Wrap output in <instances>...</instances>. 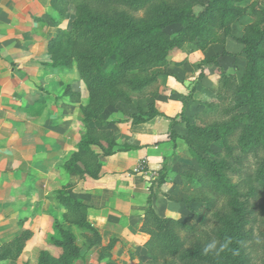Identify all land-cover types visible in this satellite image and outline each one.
<instances>
[{
  "label": "trees",
  "instance_id": "trees-1",
  "mask_svg": "<svg viewBox=\"0 0 264 264\" xmlns=\"http://www.w3.org/2000/svg\"><path fill=\"white\" fill-rule=\"evenodd\" d=\"M71 7L75 17L70 29L60 31L49 41L48 52L52 67L66 69L76 64L88 94V102L82 108V121L87 126L100 122L107 108L118 104L136 106L137 112L129 118L132 125L148 123L160 116L155 105L157 93L152 91L166 72L158 70L166 69L172 52L181 50L185 44L193 43L202 51L213 44L226 45L228 40L242 46L246 69L241 85L218 64L226 52L204 60L203 63H214L219 69L214 93L222 101L202 103L203 111L195 115L196 122L185 120L186 133L182 138L198 166L180 174L182 191L188 196L183 202L201 203L217 225L223 227L228 219L227 209L236 205L242 189L251 187L264 192V10L256 0H51L57 23L67 18ZM244 18L250 23L245 25L243 36L237 38L232 27ZM173 26L179 29L171 34ZM65 93L71 101L80 102L79 93ZM242 94L248 98L246 112H242V106L228 102L230 97ZM149 96L152 103L145 111L138 101ZM174 124L170 128L173 142L178 137ZM219 142L223 148L215 153L212 145ZM130 149L119 146L98 129L88 128L65 169L74 174V167L80 165L82 174L97 180L102 170L101 157ZM238 150L254 156L257 163L254 172L226 163ZM234 179L239 182L234 184ZM159 181L163 183L162 177ZM221 199L228 201L226 212L224 208L217 210ZM57 200L64 210V222H54L52 230L58 237L51 241L52 247L62 250V255L55 260L43 250L39 264H70L79 257L81 248L70 227L82 231L86 250H97L100 262L118 264L112 254L117 240L103 245L99 231L89 222V207L71 198L66 189L57 193ZM191 212L198 221L195 225L162 218L149 198L141 228L149 236L145 245L147 260L137 264H200L186 250L181 233L196 235L210 220L201 212ZM31 237L32 233L26 231L0 246V262L21 256Z\"/></svg>",
  "mask_w": 264,
  "mask_h": 264
},
{
  "label": "crops",
  "instance_id": "crops-1",
  "mask_svg": "<svg viewBox=\"0 0 264 264\" xmlns=\"http://www.w3.org/2000/svg\"><path fill=\"white\" fill-rule=\"evenodd\" d=\"M74 17L70 9L67 18L57 23L51 0H0V246L29 231L32 237L23 255L30 247L36 250L37 242L39 248H47L54 220L64 222L57 193L68 186L69 196L89 207V222L99 231L103 245L117 240L112 254L118 264L145 262L149 236L141 228L149 198L158 216L193 222L194 215L183 202L187 195L180 173L195 164L182 139L186 129L175 127L178 137L173 142L170 128L174 120L180 121L179 114L207 102L200 98L201 85L186 105L183 92L187 85L197 87L201 74H209L207 69L202 72L201 61L223 53L226 45L213 44L204 51L195 46L193 53L200 62L189 56L190 44L174 51L176 57L172 52L168 67L158 70L166 74L157 85L155 105L161 115L154 120L132 125L127 120L137 112L136 106L118 104L108 108L100 122L91 123L89 129H98L131 149L101 157L99 179L83 180L58 168L77 152L79 103L61 92L49 98L44 85L57 76L48 42L69 30ZM222 60L218 61L223 68ZM73 91L82 93L84 103L83 92ZM49 103L57 109L54 119L47 115ZM151 103L150 96L138 101L145 111ZM37 108L44 113L34 115ZM48 129L54 131L49 134ZM141 162H146L145 171L135 173ZM75 228L70 230L76 236Z\"/></svg>",
  "mask_w": 264,
  "mask_h": 264
},
{
  "label": "rangeland",
  "instance_id": "rangeland-1",
  "mask_svg": "<svg viewBox=\"0 0 264 264\" xmlns=\"http://www.w3.org/2000/svg\"><path fill=\"white\" fill-rule=\"evenodd\" d=\"M258 2L259 7L264 10V0H256ZM74 11V7H71ZM200 10V7L197 11ZM250 21L247 18L242 19L240 22L235 23L232 27V33L234 36H242L244 33L245 25L249 24ZM179 29L178 26H173L170 28V33H174ZM59 34V33H58ZM57 34V35H58ZM56 35V36H57ZM54 36L52 39H54ZM50 39V40H52ZM49 40V41H50ZM226 46L222 48L223 52L227 54L222 56V65L223 68L227 72L233 73L237 78L238 84L241 85V78L245 73L246 69V60L245 56L242 52V46L233 40H228ZM49 43V42H48ZM191 45V49H189V56L194 57L193 60L199 61L196 56H194V48L195 44L188 43ZM48 52V47H47ZM49 55V52H48ZM175 52L172 54V57H176ZM50 57V55H49ZM200 62V61H199ZM201 61L199 67H202V72L204 69H207L208 75H200L198 86L192 87L191 85L185 86V91L183 92L184 101L189 102L193 99L195 90L201 85L204 88L202 92V96L200 97L203 100H207V102H221L222 98L215 95H212V91L214 92L218 87V79L219 69L216 64H205ZM218 64L220 62L218 61ZM56 68V67H55ZM222 68V67H221ZM222 68V70H224ZM57 76L53 78H49L48 81H44V85L46 86V91L49 95V98H54V92H61L65 96L67 91L80 90L84 95V103L82 100L79 102L80 109V122H81V130L80 131V141L86 137L88 133V126L82 121L83 111L82 108L86 106L88 102V94L86 91V87L83 85L81 81L77 69L76 64L73 65L72 68H56ZM45 90V89H44ZM155 90V91H154ZM152 92H157L159 90V86H156ZM151 92V93H152ZM81 95L82 93L77 92ZM210 93V94H208ZM248 98L246 95H238L232 96L229 98V104L231 105H239L242 106V112H246L247 108L245 107V103ZM202 103L199 102L198 109L200 108V112L196 107H193L189 110V113H181L177 116L180 121H175L174 128L182 126V130H185V120L189 119L192 123H195V115L200 114L203 111ZM132 106V105H131ZM134 106V105H133ZM41 108V107H40ZM108 109V108H107ZM45 111V110H43ZM43 111L40 112V109L37 108L33 114L40 115ZM47 115L56 118L55 114L57 113V109L55 105L51 103L47 106ZM44 113V112H43ZM43 115V114H42ZM184 116V117H183ZM130 116L128 117L127 122L130 121ZM50 131H54L52 129H48V133ZM186 131V130H185ZM176 132V131H175ZM54 133V132H53ZM79 141V143H80ZM78 143V144H79ZM222 143H215L212 145V150L215 153H219L222 150ZM99 151V149H96ZM207 158L211 160H215L213 156H208ZM242 158V162L239 160ZM229 161L226 163L231 167H245L248 171L254 172L256 170V160L253 155H244L241 150H238L232 154L231 157L228 158ZM194 161V160H193ZM221 163V161H219ZM66 164V163H65ZM193 169H198L197 163L194 161ZM64 168V170L70 174L66 169L65 165H58V168ZM76 175H79L83 180L88 179L87 175L82 174L83 167L77 165L74 167ZM181 174V173H180ZM91 179V178H90ZM234 184L238 183V179H234ZM253 183V181L251 182ZM255 183V182H254ZM256 186V183H255ZM64 189H68L66 186ZM206 194V193H205ZM188 198V196H187ZM186 198V199H187ZM227 200H219L217 205V210L224 208L223 211L226 210ZM188 208L193 212H201L204 216L210 220L209 223L201 228V231L196 235H189L186 233H181V236L185 240V247L189 253L194 254L200 264H264V192L263 191H255L253 188L249 187L246 189H242V195L237 200L236 205L228 208V219L223 227L217 225L215 220L212 219V214L207 213L203 208L201 203H189ZM226 212V211H225ZM57 221V220H54ZM197 219H193L192 224H197ZM217 230L215 232L214 230ZM76 231V244L81 248V253L79 257L71 260L70 264H103V262L99 261V254L97 250L87 251L84 246V239L82 238V231L79 228L74 229ZM53 231V230H52ZM57 234L53 231L52 233H48V247L45 245L43 248H39V244L41 242L34 243L33 245L36 250H33L31 247L26 251L23 255L19 256L15 260L0 262V264H39V254L41 251L45 250L51 254V257L55 260H58L62 255V250L56 249L53 246V242L51 238H57ZM214 244L215 247L210 249L208 253L204 252V249L209 245ZM227 244V247H224L223 251L220 249ZM32 245V246H33ZM116 261V260H115ZM117 263V261H116Z\"/></svg>",
  "mask_w": 264,
  "mask_h": 264
},
{
  "label": "built area",
  "instance_id": "built-area-1",
  "mask_svg": "<svg viewBox=\"0 0 264 264\" xmlns=\"http://www.w3.org/2000/svg\"><path fill=\"white\" fill-rule=\"evenodd\" d=\"M146 168V162H141L139 166L135 169V173H143Z\"/></svg>",
  "mask_w": 264,
  "mask_h": 264
},
{
  "label": "clouds",
  "instance_id": "clouds-1",
  "mask_svg": "<svg viewBox=\"0 0 264 264\" xmlns=\"http://www.w3.org/2000/svg\"><path fill=\"white\" fill-rule=\"evenodd\" d=\"M215 245L214 244H209L205 249L204 252L208 253L210 249L214 248ZM224 247H227V244H225L220 250L223 251Z\"/></svg>",
  "mask_w": 264,
  "mask_h": 264
}]
</instances>
